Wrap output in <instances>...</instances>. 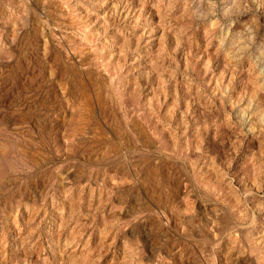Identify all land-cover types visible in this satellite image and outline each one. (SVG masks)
Wrapping results in <instances>:
<instances>
[{
  "label": "rangeland",
  "instance_id": "obj_1",
  "mask_svg": "<svg viewBox=\"0 0 264 264\" xmlns=\"http://www.w3.org/2000/svg\"><path fill=\"white\" fill-rule=\"evenodd\" d=\"M0 264H264V0H0Z\"/></svg>",
  "mask_w": 264,
  "mask_h": 264
}]
</instances>
